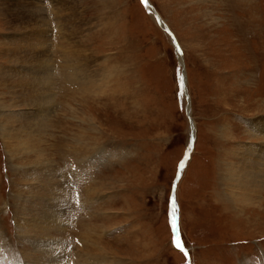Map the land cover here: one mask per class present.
Instances as JSON below:
<instances>
[{
	"label": "rangeland",
	"instance_id": "rangeland-1",
	"mask_svg": "<svg viewBox=\"0 0 264 264\" xmlns=\"http://www.w3.org/2000/svg\"><path fill=\"white\" fill-rule=\"evenodd\" d=\"M68 1L76 35L51 21L44 42L17 22L29 0H0V72L37 73L13 45L53 58L40 133L0 80V264H264V198L236 203L230 180L264 138L247 125L264 120V0H149L181 55L143 0ZM62 44L85 51L88 79Z\"/></svg>",
	"mask_w": 264,
	"mask_h": 264
},
{
	"label": "bare ground",
	"instance_id": "bare-ground-1",
	"mask_svg": "<svg viewBox=\"0 0 264 264\" xmlns=\"http://www.w3.org/2000/svg\"><path fill=\"white\" fill-rule=\"evenodd\" d=\"M29 1L31 2L30 3L31 7L29 8V11H30L29 18H27L26 16L25 18L23 16L24 18L20 17L19 19H17L18 21L17 20L16 21L19 24H21L20 28H24V25L26 22H27V25L28 23L30 24L32 23V25L30 24L28 25L30 26L31 31L34 32V35L32 38L46 37L47 39L44 41L46 42L48 40V31H43L42 28L47 27V25L53 27L51 21L53 22L54 25H56L57 29H60L61 31L60 37L63 40V42L67 36H73L74 34L76 35L77 33L76 29L78 28V26L76 27L74 25V22H72L73 19H71L72 16L70 17L69 15L70 13L69 10L72 9L73 6L70 5V2L68 0H49V2L44 1V0H29ZM146 6L149 7V9L152 10L153 12H156V10L151 7L149 0H147ZM5 12H7V10H5ZM152 15L154 16V13H152ZM18 27L19 26H17V28H15L14 30H18ZM161 27L165 30L163 24L161 25ZM49 30L51 31V29ZM13 42H15L14 40H12V44H15ZM26 47H28L30 51L29 50L22 51V49H25L24 46L19 48L18 46L13 45L10 50L11 61L13 64L15 63L22 64L25 62L28 63V59L33 57L32 60L34 61V63H36V66L31 67V68L34 71L36 70L37 73L35 72L36 74L32 75V77L26 78L28 73L24 72V70L22 69L23 66L21 69H17L16 67H14V68H11V70H8V71L5 70V71L0 72V80H2L1 82L3 81L8 82L6 83V86L8 87L9 90H11V93H13L12 91L15 90V93L13 94L16 95L17 97L16 102L18 104L20 105L25 104L26 106L30 108H35V109H32L33 111L28 113V115L23 116L22 130H25V132L35 131V133L36 132L40 133L45 128L46 121L49 119L47 115V112L49 111L48 108L52 106V101L50 100L49 95H47V89H50L49 85H50L51 80H50L49 75L51 74L50 72L52 71L51 64H52L53 58H51L52 54L50 56L48 54L49 49L41 51V52L40 51L37 52L36 49L33 48L34 47L33 42L30 43V46L27 45ZM32 48L34 51L32 50ZM62 48H63L62 52L65 53L66 55L65 57L66 59L65 58L64 59H65V63L68 64V69H71L73 73L78 72L82 74L83 77L88 79L89 78L88 77V74H89L88 73L89 72L88 59H87L88 57L85 55V51L81 50L77 46H75L73 49L71 48L70 50H69L70 47L68 48V45L67 46L63 45L61 46L60 49ZM178 52L181 55L180 49H178ZM22 60H24V62ZM185 77H184V80H185ZM188 111H189L188 113L191 116V112L189 109ZM51 112L53 113V111ZM48 114H50V112H48ZM191 123L193 126V134L195 135L194 124H193L192 119H191ZM247 125L249 127L248 131L253 133L255 138L260 137L261 135L264 136V120L263 119H260L259 121L249 122ZM14 130H16V133H17L16 136H13L12 134L14 132L13 130H11L10 133L8 132L9 137H10V134H12L11 140L15 138L16 142L19 143V144L16 143L14 145H17V147H20V148L21 147L29 148V145L26 144L25 140L23 139V135H22L26 133H23L21 130L19 132L17 131V129H14ZM27 133L30 134V132H27ZM194 135L192 138L193 143H191V145L188 148L189 156L191 155V152L194 147V141H195ZM14 150L16 151V149ZM240 162H241V165L243 164L242 166L245 169L240 168V170L238 171V168H237V171L236 172L234 171V177L232 176V179H230L232 182L231 187L235 189L233 197L236 198L235 200L236 203L246 202L249 204H255L253 200L255 199L256 196L260 197V199L264 198L263 197L264 195H262L264 192V138L260 142V144H258V146L253 145V147L250 150H248V152L246 151V154L244 153ZM248 162H249V165H248ZM181 176H182V171L180 169L179 179L181 178ZM179 179L176 180L175 188L177 187ZM174 201H175V195H174ZM43 226H46L45 228L46 230L48 229L52 230V228L54 229L61 228L60 222L58 220H54V221L51 220V222L44 221Z\"/></svg>",
	"mask_w": 264,
	"mask_h": 264
},
{
	"label": "water",
	"instance_id": "water-1",
	"mask_svg": "<svg viewBox=\"0 0 264 264\" xmlns=\"http://www.w3.org/2000/svg\"><path fill=\"white\" fill-rule=\"evenodd\" d=\"M143 1H144V3L146 4L145 0H143ZM148 10L150 11V13H152V10H150L149 8H148ZM153 13H154V17L156 18L157 22L160 24V26H161L162 24L164 25L165 30H166V31L172 36V41L175 43V45L177 46V48L180 49L179 44L177 43L175 36H174L173 33L167 28V26L165 25L163 19L160 17V15H159L157 12H153ZM188 117H189V119L191 120L190 114H188ZM188 154H189V153H187V155H186V157H185V160L187 159ZM177 179H179V174H178V176H177ZM179 245H180L183 249H185L184 246H183V243H182V241H181L180 239H179Z\"/></svg>",
	"mask_w": 264,
	"mask_h": 264
},
{
	"label": "snow or ice",
	"instance_id": "snow-or-ice-1",
	"mask_svg": "<svg viewBox=\"0 0 264 264\" xmlns=\"http://www.w3.org/2000/svg\"><path fill=\"white\" fill-rule=\"evenodd\" d=\"M145 2H147V0H145ZM181 81L183 82V77H181ZM183 163L181 164V167L183 168ZM174 206H175V201H173V209H174ZM172 227L173 229L175 230L176 229V221H175V211L173 210V220H172ZM179 236V234L177 233L175 236H174V239H173V244L174 246L177 248L176 246V243H175V238ZM180 238V237H179ZM180 249V248H178Z\"/></svg>",
	"mask_w": 264,
	"mask_h": 264
}]
</instances>
